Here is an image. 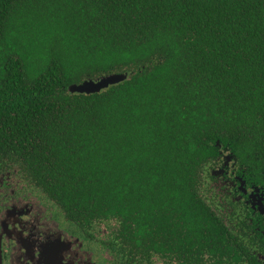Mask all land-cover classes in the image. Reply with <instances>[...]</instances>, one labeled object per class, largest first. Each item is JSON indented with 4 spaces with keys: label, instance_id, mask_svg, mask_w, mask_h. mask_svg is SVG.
Wrapping results in <instances>:
<instances>
[{
    "label": "trees",
    "instance_id": "trees-1",
    "mask_svg": "<svg viewBox=\"0 0 264 264\" xmlns=\"http://www.w3.org/2000/svg\"><path fill=\"white\" fill-rule=\"evenodd\" d=\"M221 148L264 176V0H0V171L145 248L236 251L199 195Z\"/></svg>",
    "mask_w": 264,
    "mask_h": 264
},
{
    "label": "flooded vegetation",
    "instance_id": "flooded-vegetation-1",
    "mask_svg": "<svg viewBox=\"0 0 264 264\" xmlns=\"http://www.w3.org/2000/svg\"><path fill=\"white\" fill-rule=\"evenodd\" d=\"M253 170L221 148L199 191L236 251L145 248L133 221L68 213L20 170L0 171V264H264V176Z\"/></svg>",
    "mask_w": 264,
    "mask_h": 264
},
{
    "label": "water",
    "instance_id": "water-1",
    "mask_svg": "<svg viewBox=\"0 0 264 264\" xmlns=\"http://www.w3.org/2000/svg\"><path fill=\"white\" fill-rule=\"evenodd\" d=\"M125 73H113L107 74L95 79H85L81 83L71 84L68 89L71 93H96L103 89L108 88L111 85L117 84L126 78Z\"/></svg>",
    "mask_w": 264,
    "mask_h": 264
}]
</instances>
